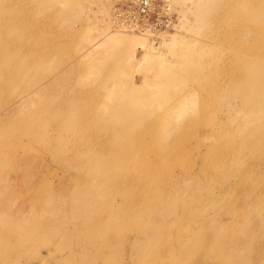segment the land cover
Here are the masks:
<instances>
[{
  "label": "rangeland",
  "instance_id": "374dc122",
  "mask_svg": "<svg viewBox=\"0 0 264 264\" xmlns=\"http://www.w3.org/2000/svg\"><path fill=\"white\" fill-rule=\"evenodd\" d=\"M126 1L0 0V264H264V0Z\"/></svg>",
  "mask_w": 264,
  "mask_h": 264
},
{
  "label": "built area",
  "instance_id": "2783aa9c",
  "mask_svg": "<svg viewBox=\"0 0 264 264\" xmlns=\"http://www.w3.org/2000/svg\"><path fill=\"white\" fill-rule=\"evenodd\" d=\"M168 0H127L124 5L115 8L116 18L125 25L130 26L134 22L140 30L161 31L164 27L171 24L170 7ZM157 15L158 18H152ZM161 15H166L167 20L164 23L160 19ZM149 17V18H148Z\"/></svg>",
  "mask_w": 264,
  "mask_h": 264
},
{
  "label": "bare ground",
  "instance_id": "6f19581e",
  "mask_svg": "<svg viewBox=\"0 0 264 264\" xmlns=\"http://www.w3.org/2000/svg\"><path fill=\"white\" fill-rule=\"evenodd\" d=\"M6 4H8V2L6 1L5 2ZM168 6L170 7V8H172V5H170V2H168ZM109 10V9H108ZM109 13V12H108ZM107 18V17H106ZM107 22V25H109V26H112L113 27V29H115V31H117V30H119V31H126V32H133V33H139V34H142V35H150L149 33L151 32V31H149V30H140V28H138L137 26H136V24L134 23V22H131V24H130V26H128V25H125L124 24V22H120V20L118 19V18H116V14H115V9L113 8L112 9V14H111V11H110V14L108 15V18H107V20H106ZM160 33H162V32H160ZM159 33V34H160ZM162 36V35H161ZM144 37V36H143ZM107 38L109 39V40H115L116 41V39H117V37H116V35L115 36H107ZM137 40H141V38H138ZM8 50H9V47H8ZM10 51V50H9ZM138 55V54H137ZM138 57V59H141V58H143L144 57V54L143 53H139V55L137 56ZM119 109H121L120 107V105H118L117 106ZM13 112H18V108L15 106L14 107V109L13 110H9L8 109V111H7V113H5V115H1L0 116V120L2 119V118H5L6 116H8V115H10V114H12ZM120 115V114H119ZM173 118V116H172V114H169V117L166 119V121L165 120H163V119H160L158 122L159 123H166V124H175V121H174V118ZM183 118V117H182ZM172 119V120H171ZM112 129H115V126L114 125H112ZM105 132H109V129L107 128L106 130H105ZM168 145V143H166V142H161V144H160V146H164V145ZM77 147V145H74V148H76ZM195 155H197V154H195ZM194 157H196V156H194ZM28 159V157H26V156H24V155H17L16 157H14L13 158V161H15V163L13 164V165H19V163L21 162V161H23V160H27ZM195 161L196 160H194L193 162L195 163ZM79 163V162H78ZM13 165H12V167H13ZM195 165V164H194ZM14 169L13 170H15V171H20V167H13ZM141 198V196L138 198V199H140ZM55 206V205H54ZM54 209V208H53ZM32 215H34V213H32ZM37 220V219H36ZM38 220H44V218L40 215V218H38ZM45 220L46 221H48L49 222V220L47 219V218H45ZM73 229H76L77 230V227L76 226H74L73 227Z\"/></svg>",
  "mask_w": 264,
  "mask_h": 264
}]
</instances>
